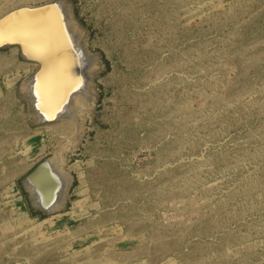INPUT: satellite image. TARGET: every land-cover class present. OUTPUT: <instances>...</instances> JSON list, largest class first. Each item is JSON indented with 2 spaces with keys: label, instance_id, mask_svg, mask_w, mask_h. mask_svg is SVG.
Listing matches in <instances>:
<instances>
[{
  "label": "rangeland",
  "instance_id": "obj_1",
  "mask_svg": "<svg viewBox=\"0 0 264 264\" xmlns=\"http://www.w3.org/2000/svg\"><path fill=\"white\" fill-rule=\"evenodd\" d=\"M65 1L94 61L76 123L37 121L36 65L0 49V264H264V0ZM55 157L39 213L23 178Z\"/></svg>",
  "mask_w": 264,
  "mask_h": 264
},
{
  "label": "water",
  "instance_id": "obj_2",
  "mask_svg": "<svg viewBox=\"0 0 264 264\" xmlns=\"http://www.w3.org/2000/svg\"><path fill=\"white\" fill-rule=\"evenodd\" d=\"M65 21L59 0L17 6L0 16V49L15 46L25 61L36 65L29 78V94L23 95L31 112L43 116L42 122L55 121L70 95L83 84L79 54ZM23 184L33 187L35 201L30 192L29 200L43 213L60 201L63 182L47 158L24 176Z\"/></svg>",
  "mask_w": 264,
  "mask_h": 264
},
{
  "label": "bare ground",
  "instance_id": "obj_3",
  "mask_svg": "<svg viewBox=\"0 0 264 264\" xmlns=\"http://www.w3.org/2000/svg\"><path fill=\"white\" fill-rule=\"evenodd\" d=\"M16 0H7L5 1V3L2 4V7H7V6H11L9 7L8 9L4 10L0 16L2 14H4L5 12L11 10L12 8H15L17 6H21V5H30V4H20V5H14ZM64 12H65V15H66V25H67V28L70 32V36H71V40H72V43L74 45V47L77 49L78 51V54H79V62H80V65H81V74H82V77H83V84L80 88H78L76 90V92L72 93L69 97V100L62 106V109H61V114L60 116L55 120H62V119H69V120H72V121H76V111H78V108L81 107V105L83 106V104H87V102L90 100V98L92 97L93 93H92V89H91V75L90 74H87L85 73L84 71V66H83V63L85 64H88V66H93V59L90 58L88 55H86V52L84 50V43H83V40L82 38L80 37L79 33L77 32V30L73 27V24L71 23V19H70V11L68 9L69 5H68V2L65 1V0H59ZM44 3V2H43ZM29 88V87H28ZM27 88V89H28ZM28 92V90H27ZM84 108V107H83ZM35 118L37 121L41 122V123H51V122H42L43 120V116L35 111ZM53 121V122H55ZM76 123V122H75ZM56 158V157H55ZM59 160V158H56V160ZM56 160H52V159H49L48 160V163L50 164L52 170L56 173V175L58 176V178L63 182V189L61 191V198H60V201H58L53 207H51L50 210H54V209H58L57 206L61 204V202L63 201L64 197H65V193H66V186H67V182H68V176L66 173L60 171V167H59V161L57 162ZM28 186L29 189H31V195H32V198L33 200L35 201V195L33 193V187L30 186V185H25V187ZM27 188V187H26ZM28 189V188H27ZM32 200V201H33ZM56 211V210H55ZM52 212V211H51ZM49 212V213H51Z\"/></svg>",
  "mask_w": 264,
  "mask_h": 264
},
{
  "label": "crops",
  "instance_id": "obj_4",
  "mask_svg": "<svg viewBox=\"0 0 264 264\" xmlns=\"http://www.w3.org/2000/svg\"><path fill=\"white\" fill-rule=\"evenodd\" d=\"M67 188H68V186H67ZM38 211H39V213L41 212L39 209H38Z\"/></svg>",
  "mask_w": 264,
  "mask_h": 264
}]
</instances>
